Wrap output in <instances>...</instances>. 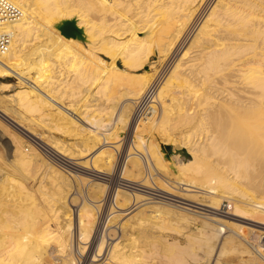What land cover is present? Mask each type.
<instances>
[{
    "label": "bare ground",
    "instance_id": "6f19581e",
    "mask_svg": "<svg viewBox=\"0 0 264 264\" xmlns=\"http://www.w3.org/2000/svg\"><path fill=\"white\" fill-rule=\"evenodd\" d=\"M12 1L23 15L8 21L13 40L0 76L15 75L18 88L0 95V116L72 171L11 135L14 159L0 150V264H264V244L242 239L264 230V0ZM156 55L170 59L160 80L155 61L141 72ZM11 87L1 82L0 91ZM134 123L128 153L117 154ZM35 126L75 141L40 137ZM158 138L177 149L176 163ZM130 201L154 202L155 215L171 218L121 216L116 202ZM167 201L192 213L200 212L189 202L242 213L255 228L237 226L235 253L232 234L221 240L207 226L185 241L151 239L150 229L188 228L181 218L192 214L177 215ZM204 222L220 229L224 220Z\"/></svg>",
    "mask_w": 264,
    "mask_h": 264
},
{
    "label": "rangeland",
    "instance_id": "374dc122",
    "mask_svg": "<svg viewBox=\"0 0 264 264\" xmlns=\"http://www.w3.org/2000/svg\"><path fill=\"white\" fill-rule=\"evenodd\" d=\"M69 31V32H68ZM72 31V29L70 28V29H67V31H66V34H68V35H70L69 33ZM75 35V34H74ZM84 44L86 45V47L87 48H89V46L87 45V42H86V40L84 39ZM105 59H108L109 60V58H106L105 57ZM165 60H167V61H165ZM165 60H159V57L156 55V57H154V58H152L146 65H145V69L143 68L142 70H141V72H144L145 70H147V68L149 69V67H151V65H152V63L155 61V64L157 65V67H158V73H157V78H159V80L160 79H163V78H165V75L167 74L165 71L167 70V64L169 63L168 61L170 60V59H165ZM160 63V64H159ZM162 63V64H161ZM119 64L120 65H122V62L121 61H119ZM35 66H36V60H34V61H32L31 63H30V65H29V68L27 69V74H29V73H32V71H33V73H34V70H35ZM165 68V69H164ZM31 71V72H30ZM134 72V71H133ZM162 72V73H161ZM165 73V74H164ZM163 76V77H162ZM1 82H6V83H11V84H14V87H11V89H10V91H5V92H1L0 91V95L2 96V95H4V94H10V93H12L15 89H17L18 87H17V83H18V78L15 76V75H12V74H8V75H2V76H0V84H1ZM139 106H140V104H139ZM142 107V106H141ZM132 110L134 111V109L132 108ZM0 120H2L3 121V125H4V128H3V125L1 126L0 125V150H1V153L3 154L4 153V155L8 158V160L9 161H12L13 159H14V156H13V153H14V146H13V140L14 139H16V137L17 136H19V137H21V139L23 140V142H24V144L26 145V148H28V146H31V148L33 149V147H35L36 148V150L37 151H39L42 155L44 154L45 155V157H46V159L47 160H51V162H53L54 164H56V165H58V167H60L61 169H63V170H65V172H67L68 170H70L69 172H71L72 171V169L70 168V167H67V165L66 164H64V163H61L60 161H58V160H55V158L54 157H52L50 154H48V152L44 149V148H42L38 143H40L41 145H45V144H43L42 142H40V141H38L37 139H35V138H30V137H27V135H25L24 133H22L21 131H19V130H17V128L16 127H14V126H12V124H10L8 121H6V120H4L3 118H1V116H0ZM2 121H0V124H1V122ZM136 123V122H135ZM133 124L130 128L129 127H126L125 128V131L126 132H124V134H123V136L122 137H119L120 139H122V141H121V143L125 140V142H127V147H126V149L125 150H121V149H119L118 150V153L117 154H119L120 152H122L123 153V151H125V155H126V153H128V148H129V145L131 144L132 145V140H133V138L132 137H135V130L134 129H136L135 128V125L136 124H138V123H136V124ZM9 124V125H8ZM5 125L7 126V127H5ZM113 125V124H112ZM112 125H110L109 127H108V129H114L115 128V126L113 127ZM97 128H99V126H101V124L99 125V124H97V125H95ZM36 128H37V131L40 133L38 136H40L41 137V135L42 134H50L51 136H56V137H60V138H64V139H66V142H72V140L73 141H75L74 139H71L72 137H67V135L66 136H64L65 134H61V133H59L58 131H56L55 129H50V128H43V127H39V126H35ZM102 127V126H101ZM133 127V128H132ZM8 128H9V131H7L8 130ZM11 128V129H10ZM132 129V130H131ZM5 130H6V133H5ZM11 130H13V131H15V133L17 134V135H15V133H10V131ZM48 130H50V131H48ZM55 130V131H54ZM4 131V132H3ZM13 131H11V132H13ZM44 131V132H43ZM130 131V132H129ZM8 132H9V134L10 135H8ZM54 132V133H53ZM105 132V131H104ZM132 132H133V135H132ZM14 134V135H13ZM16 136L15 138L14 137H12V136ZM58 135V136H57ZM60 135V136H59ZM124 137V138H123ZM2 138V139H1ZM11 138V139H10ZM12 138H14V139H12ZM127 138V139H126ZM71 139V140H70ZM129 139V140H128ZM160 138H158V140H159ZM34 140V141H33ZM44 140H46L45 138H44ZM47 141V140H46ZM159 142H160V144H161V146L162 147H164L165 146V148H167V158L169 159L170 157H171V155H176L177 153H175L176 151H177V149H176V151H175V148L173 147L174 145H165L164 144V142H163V140L161 139V140H159ZM73 143V142H72ZM130 143V144H129ZM36 145V146H35ZM45 147H47V146H45ZM35 148L33 149V150H35ZM48 148V147H47ZM120 148V147H119ZM48 149H50V148H48ZM35 150V151H36ZM3 151V152H2ZM42 151V152H41ZM12 152V153H11ZM10 153V154H9ZM172 153H174V154H172ZM170 154V155H169ZM44 155H43V157H44ZM125 155H123V157L125 156ZM117 156L118 155H116V159H117ZM131 156H133V155H131ZM169 156V157H168ZM181 157L182 156H180L179 158L181 159ZM50 158H52V159H50ZM55 162H54V161ZM170 160V159H169ZM178 160V159H177ZM176 160L175 159H173V160H170V164H173V163H176L175 162ZM173 162V163H172ZM65 168V169H64ZM70 168V169H69ZM32 171H35V170H32ZM79 173H81V174H83V175H86V176H89V177H92V178H95V179H100L101 177L100 176H98L97 174H94V173H90V172H84V171H78ZM21 173V172H20ZM23 174V173H22ZM73 174H76L75 172L73 173ZM26 175V174H25ZM25 175H23V176H25ZM29 175V177H30V174H28ZM31 175H33L34 176V174L32 173ZM32 177V176H31ZM30 177V179H32ZM153 177H155L154 176V174H153ZM25 179H27V178H25ZM29 180V179H28ZM135 187V186H134ZM97 188L99 189V191L100 192H102V194H105L106 193V190L108 189L106 186H104V185H98L97 186ZM136 188V190H144V188H142V187H135ZM160 189H162V190H164V191H169V190H167L166 188H161V187H159ZM247 188V187H246ZM250 188V189H249ZM75 191L77 190V189H74ZM147 190V192H149L150 190H148V189H146L145 188V191ZM248 190L250 191H252L253 189L251 188V187H248ZM255 190V189H254ZM250 191V192H251ZM113 191L110 189V191H109V195H111L112 194V196L113 197H117V195H118V193H112ZM152 193V192H151ZM114 194V195H113ZM166 196V195H165ZM166 198H168V197H166ZM169 198H171V199H175V198H173V197H169ZM178 199V198H177ZM198 201V200H197ZM149 202V201H148ZM148 202H145V203H142V202H135V201H130V202H128L127 204L125 203L124 205L121 203V202H116V208H117V210H118V212L119 213H122L121 211H123V215L121 214V216H129L130 214H133L132 212H134V211H136V212H138V213H136V214H138V216H141L142 214H143V217L147 220V221H149V222H154V221H156L157 222V224H159L160 222H162L163 220H166V223H168L169 222V220H170V218L171 217H167V216H165L164 215V217H163V215H161V214H159L158 216L157 215H155V213H156V207H155V204L156 203H154V202H150V205H151V207H150V205L148 204ZM160 202H162V203H164L163 201H160ZM201 202V201H200ZM135 203V204H134ZM167 205H172L171 207L170 206H168V207H170L171 209H173V208H175L177 205H180V203H174L173 201H167V202H165ZM169 203V204H168ZM186 203V202H185ZM202 203V202H201ZM207 203V202H206ZM230 203V200L228 199V198H225L224 199V201H223V204H224V206H226V205H228ZM147 204L149 205V207L147 206ZM154 204V205H153ZM177 204V205H176ZM188 204V203H187ZM127 205V206H126ZM135 205V206H134ZM147 206V207H145V206ZM189 206H191V208L192 209H194V210H196V211H198V212H200V213H197V212H189L188 210H185L184 208V210L185 211H183V210H181L182 208L181 207H179V206H177L175 209H173V210H176L177 208H179L180 209V211L179 210H176L177 211V215H179L180 213L179 212H182L180 215H184L185 214V212L187 211V212H189L190 214H192V215H190V216H188L187 215V217H186V215H185V218L187 219H185V218H183L184 216H182V218L181 219H183L182 221H183V224L184 225H186V226H188V228H185L186 230H183V231H181V229H180V233L179 234H177L176 232H174L173 230H168L169 228H167V229H165L164 230V228L162 229L161 228V230L158 228H155V229H150L149 231L151 232V234L152 235H154V237L153 238H151V239H159V240H161V237H162V239L163 238H168V239H172V238H174L176 235H178L179 236V238L182 240V241H185L186 240V233H191L190 235H192V236H200V235H198V234H201L203 231H205L204 229L206 228V226H207V232H212L214 229V232H216L215 233V235L216 234H219L218 236H219V238L221 239V240H223V238L224 237H226V236H228V235H231L232 234V236H234V237H232V238H228V241H227V246H228V249H229V251L230 252H232V253H235V252H239V244H238V241H239V238H242L243 236H241L242 235V233L237 229V226H249V227H252V228H255V226H252V225H250V224H248L247 222H246V219H244V217H242L243 215H242V213L240 214L238 211L236 212L237 214H240V215H229V214H226V215H221V216H219V214H217V212L215 211V209H212V208H210V207H207V206H205V205H202V204H197V203H192V202H189V204H188ZM187 205V206H188ZM153 206L155 207V209L153 208ZM184 206V205H183ZM76 208V207H75ZM142 208V209H141ZM144 208V209H143ZM130 209V210H129ZM152 209V210H151ZM106 210V212H104V214H102V215H104L103 216V218H104V220L106 219V218H108L107 216V214H108V207L105 209ZM145 210V211H144ZM152 211H154L155 213H153ZM179 211V212H178ZM149 212V213H148ZM106 213V214H105ZM179 213V214H178ZM152 215V216H150V215ZM195 214V215H194ZM198 216H197V215ZM201 214V216H199ZM166 215H169V214H166ZM173 216H174V214H172ZM172 215H170V216H172ZM176 215V213H175V216H177ZM200 217V219H202V220H199L198 218H196L195 219V217ZM210 215L211 216H218V217H221V218H223V220H224V222H217V224H218V226L220 225V229L218 228H216V227H211V226H208V225H206L205 224V222L203 223V220H205V219H207V217L209 218L210 217ZM159 216H161V218L159 217ZM173 216H172V218H173ZM174 216V217H175ZM205 216V217H204ZM254 216H256V217H259L260 215H254ZM152 217V218H151ZM154 217V218H153ZM162 217H163V219H162ZM167 217V218H166ZM189 217H192V220L194 219L195 221H192L191 219H189ZM194 217V218H193ZM201 217H203V218H201ZM150 218V219H149ZM155 218H158V219H161L160 220V222L159 221H157L158 219H155ZM103 220V224L101 225V227L102 228H100V230H102V229H106V227H104L105 225V223L104 222H107L106 220L104 221ZM181 221V222H182ZM189 221V222H188ZM198 221H200V222H198ZM185 222V223H184ZM191 223H192V225H191ZM198 223H200V224H202L201 226H197V224ZM181 225V226H184V225ZM203 225H205V226H203ZM166 226H169L168 224H166ZM195 226V227H194ZM203 226V227H202ZM104 227V228H103ZM193 227H194V229H193ZM203 229H201V228ZM182 228V227H181ZM194 230L193 232H191L192 230ZM199 228H200V230H202V231H200L199 230ZM211 228V229H210ZM190 229V230H189ZM198 229V230H197ZM236 229H237V231H236ZM256 229H258V228H256ZM104 230H102L101 232H103ZM208 230H210V231H208ZM158 231V232H157ZM190 231V232H189ZM200 231V232H199ZM219 231V233H217ZM173 232V233H172ZM195 232V233H194ZM198 232V233H197ZM214 232H212V234L214 233ZM263 232V234L261 233V232H258L257 230H254L252 233H251V235L249 236L250 238H248L247 236H244V237H246V238H242L246 243H263L264 244V240H263V238H260V235L262 234V235H264V230L262 231ZM167 233V234H166ZM183 233V234H182ZM185 233V234H184ZM194 233V234H193ZM172 234V235H171ZM175 234V235H174ZM202 235V234H201ZM157 236H158V238H157ZM249 239V240H248ZM261 240V241H260ZM250 241V242H249ZM150 248V247H149Z\"/></svg>",
    "mask_w": 264,
    "mask_h": 264
},
{
    "label": "built area",
    "instance_id": "2783aa9c",
    "mask_svg": "<svg viewBox=\"0 0 264 264\" xmlns=\"http://www.w3.org/2000/svg\"><path fill=\"white\" fill-rule=\"evenodd\" d=\"M22 15V8L12 0H0V54H4L10 49L13 40L12 32L7 28L8 21L19 19ZM38 144L56 160L68 166L64 160L57 157L50 149L40 143Z\"/></svg>",
    "mask_w": 264,
    "mask_h": 264
}]
</instances>
